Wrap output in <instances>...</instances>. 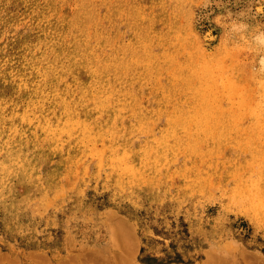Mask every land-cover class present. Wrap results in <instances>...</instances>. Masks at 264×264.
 <instances>
[{"label":"rangeland","instance_id":"obj_1","mask_svg":"<svg viewBox=\"0 0 264 264\" xmlns=\"http://www.w3.org/2000/svg\"><path fill=\"white\" fill-rule=\"evenodd\" d=\"M2 252L264 264V0H0Z\"/></svg>","mask_w":264,"mask_h":264},{"label":"bare ground","instance_id":"obj_2","mask_svg":"<svg viewBox=\"0 0 264 264\" xmlns=\"http://www.w3.org/2000/svg\"><path fill=\"white\" fill-rule=\"evenodd\" d=\"M54 50H57L56 49V47L54 46ZM117 69H119V67L117 66ZM124 71V70H123ZM194 95V94H193ZM204 96V93H202V92H200L199 91V93H198V98H197V100H198V106H199V108L196 110V113H195V115H194V117H189V118H186V122H187V124L185 123V124H183L182 125V127L181 128H178L177 130H176V132H174V135H173V138H175V139H179L180 137V135H179V133H181V137H185V138H187V139H193V135L191 136V134H193V132L191 133V128H190V125L191 124H193L194 125V128L196 129V131L198 132H201V133H203L204 135H207V136H211V135H213L212 133V131H213V129L211 130V127H214L215 125H213V123H212V120H211V123H209V120L210 119H212L211 117H214V115L211 113H207L209 110L204 106V104H205V102H204V100L202 99V97ZM213 99V98H212ZM223 100V99H222ZM205 107V108H204ZM208 111H207V110ZM207 115H209L210 116V118H208V116ZM213 115V116H212ZM191 116H193V115H191ZM177 117V116H176ZM186 117V116H185ZM187 117H188V115H187ZM216 117H218L217 115H216ZM220 117V116H219ZM208 118V119H207ZM215 118V117H214ZM213 118V119H214ZM218 121H220V119L219 120H217L216 119V121H215V123H217ZM66 124H68L69 123V120L67 119L66 121ZM184 122V121H183ZM223 122V121H222ZM214 123V124H215ZM188 124H190V125H188ZM218 124H219V122H218ZM185 125V126H184ZM217 125V124H216ZM222 125V126H221ZM77 126V125H76ZM75 126V127H76ZM187 126H189L188 128H189V131H188V129H186V127ZM216 127V126H215ZM214 127V128H215ZM218 127V129L217 130H220V131H225V128H227V126L226 125H224V124H220V125H218L217 126ZM84 128V127H83ZM194 129V130H195ZM86 130H87V128H86ZM89 131V130H88ZM187 131V132H186ZM195 131V135H199V133H197ZM210 131V132H209ZM212 132V133H211ZM100 133V132H99ZM98 133V134H99ZM211 133V134H210ZM114 134V133H113ZM173 134V133H172ZM170 135H171V133H170ZM88 137H90V136H88ZM92 137H93V135H92ZM94 138V137H93ZM98 138V137H97ZM195 138H196V136H195ZM92 139V138H91ZM209 251V250H208ZM210 252V251H209ZM210 253H212V252H210ZM214 254V253H213ZM219 256V255H218ZM215 258V257H214ZM218 258V257H217ZM225 259H228V257H224ZM7 259H9L10 260V258H7V256L6 255H4L3 254V252L2 253H0V262H2V261H5V260H7ZM213 258H211V260H210V257H209V261L207 262L208 264H216V262H217V264H236V262H238V261H242L243 263H245L246 264V262H244L245 260H246V258H245V260H244V257H243V255H242V257L241 256H239V257H237V258H235V259H228L227 261L226 260H224V261H222V259L219 257L218 259H219V261L221 260V262L219 263L218 261H217V259H213V260H215V261H213L212 260ZM43 260V259H42ZM46 260V259H45ZM70 260V259H69ZM106 260V259H105ZM115 260V259H114ZM8 261V260H7ZM71 262V261H70ZM69 262V263H70ZM77 262V261H76ZM122 262V261H121ZM46 263V262H45ZM78 263H79V261H78ZM78 263H76V264H78ZM251 263H252V261H251ZM250 263V264H251ZM72 264V263H71ZM204 264H206V263H204ZM248 264H249V262H248ZM254 264V263H253ZM255 264H263V263H255Z\"/></svg>","mask_w":264,"mask_h":264}]
</instances>
